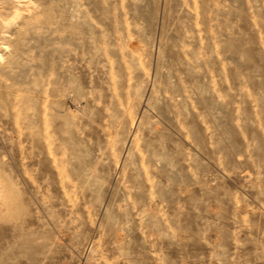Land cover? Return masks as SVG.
<instances>
[{
    "label": "rangeland",
    "instance_id": "374dc122",
    "mask_svg": "<svg viewBox=\"0 0 264 264\" xmlns=\"http://www.w3.org/2000/svg\"><path fill=\"white\" fill-rule=\"evenodd\" d=\"M0 264H264V0H0Z\"/></svg>",
    "mask_w": 264,
    "mask_h": 264
},
{
    "label": "bare ground",
    "instance_id": "6f19581e",
    "mask_svg": "<svg viewBox=\"0 0 264 264\" xmlns=\"http://www.w3.org/2000/svg\"><path fill=\"white\" fill-rule=\"evenodd\" d=\"M23 2V1H22ZM3 46V45H2Z\"/></svg>",
    "mask_w": 264,
    "mask_h": 264
}]
</instances>
